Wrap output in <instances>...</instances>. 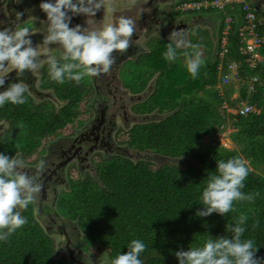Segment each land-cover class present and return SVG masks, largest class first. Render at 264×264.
Here are the masks:
<instances>
[{
	"label": "trees",
	"instance_id": "trees-1",
	"mask_svg": "<svg viewBox=\"0 0 264 264\" xmlns=\"http://www.w3.org/2000/svg\"><path fill=\"white\" fill-rule=\"evenodd\" d=\"M214 12L224 21L223 14ZM219 40L220 37L215 44L209 40L207 54L202 52L205 63L195 79L186 65L164 58L169 41L157 40L155 48L140 57L145 66L144 81L141 85L133 84V92L142 90L146 81L160 71L153 102L145 104L142 113L155 110L170 114L159 121L137 124L129 131L126 143L148 154L190 160L184 166L166 161L154 167L142 158L135 162L118 156L100 162L98 181L89 176L73 179L70 192L58 200V210L76 223L87 251L104 253L111 261L126 253L133 239H139L146 245L140 255L143 264H179L177 251L202 246L209 235L231 238L226 225L234 224L244 213L248 220L242 238L252 239L259 247L256 256L264 259V90L259 84L250 95L259 113L232 115L224 111L223 95L216 88ZM230 40L231 54L239 59L238 37L232 33ZM191 41L204 46L195 36ZM260 52L264 56V46ZM242 70L243 76H264V64L256 69L244 64ZM142 75H138V81L143 79ZM64 84V97L70 102L60 112H55L49 102L35 103L27 95L23 105L8 103L5 108L0 107V119L6 117L10 122L0 135V153L12 157L20 149L28 157L33 156L46 138L76 123L82 113L85 90L74 81L66 80ZM200 90L208 95L199 96ZM243 95L247 97V89ZM232 117L238 128L239 147L230 150L221 144L219 133L232 122ZM233 157L249 162L250 171L242 191L259 192L260 196L254 203L235 202L236 211L224 216H197L203 209L200 197L207 178L216 173V161ZM34 207L30 204L27 210L18 209L28 222L6 242L0 241V264H67L64 258L56 257L54 240L39 223L38 209ZM255 221H259V226L254 228Z\"/></svg>",
	"mask_w": 264,
	"mask_h": 264
},
{
	"label": "clouds",
	"instance_id": "clouds-1",
	"mask_svg": "<svg viewBox=\"0 0 264 264\" xmlns=\"http://www.w3.org/2000/svg\"><path fill=\"white\" fill-rule=\"evenodd\" d=\"M136 2L132 0L133 4ZM39 7L47 17L42 43L33 46L30 37L36 32L20 23L22 12L15 13L14 27L0 30V86L5 84L7 75L12 71L19 79L24 77L26 70L35 73L44 63L48 65L51 80L59 84H64L66 80L79 84L85 78L107 74L116 63L113 53H126L136 32V21L124 15L118 16L114 23L88 26L94 23L93 18L101 9L104 12L113 11L111 0H54L43 2ZM142 12L141 9L140 15ZM81 14L88 17L87 27L79 24L70 27L72 17ZM168 40L171 42L167 44L164 58L170 62L177 59L178 49H191L190 53L184 52L183 55L187 71L195 79L205 63L201 46L188 40L183 29L173 30ZM50 45L62 48L59 58L51 55ZM28 92L29 86L23 79L10 83L6 90L0 92V107L6 103L25 104ZM216 163V173L208 176L200 197L203 209L196 213L199 217H208L212 213L224 216L236 211L235 202L254 203L260 196L259 192L246 194L242 191L250 171L242 157L227 161L221 159ZM46 167V161L41 159L35 166V172L30 174L25 171L26 163L22 158L0 153V241L6 242L27 224V218L18 209L27 210L30 204L35 203L37 194L43 188L41 178ZM247 220L248 216L240 213L234 224L226 225L231 238L209 235L202 246L177 251L175 256L179 264H264V259L256 256L259 247L254 241L242 238ZM258 226L259 221H255L253 227ZM127 248L126 253L117 255L110 264H143L140 255L146 250L145 243L133 239Z\"/></svg>",
	"mask_w": 264,
	"mask_h": 264
},
{
	"label": "rangeland",
	"instance_id": "rangeland-1",
	"mask_svg": "<svg viewBox=\"0 0 264 264\" xmlns=\"http://www.w3.org/2000/svg\"><path fill=\"white\" fill-rule=\"evenodd\" d=\"M114 0H111V6L114 5ZM124 1V0H120ZM140 0H137V2ZM185 0H179L175 7L179 9L181 3ZM132 2V0H131ZM136 2V3H137ZM116 3V2H115ZM169 5L165 6L166 12L169 13L168 17L166 18V21L161 25V20L159 15L157 16L158 22L148 20L146 18H143L141 21H136V30L138 33V40L136 41V38H132V44L138 45V49L134 55L128 59L129 61L126 62V67L123 66L124 69H122L121 76H117V78L113 79L112 73H107L106 76L108 79H111V83H103L100 85V89L103 92V95L107 97L109 95V90L114 91L117 101L116 104L113 105L111 113H116L120 117V119H117L116 129L114 131L112 141L113 145L111 149L107 148H100L96 151H93L91 154H89V157L87 158V161L79 162V161H72L70 164L63 166L61 175L66 178L65 182H57L53 181L50 185L49 190L47 191L48 195L45 199L46 201L43 202L41 200V192L37 194L36 201L33 204L35 209L40 208L41 201L43 202V206L48 207L50 210L51 216H56V214L59 215V220L56 223L65 225L67 227V232L69 235V239H67L62 233H60V230L57 225L52 223L50 219V215H48L46 212L38 211L36 216L38 217L39 223L42 225V227L46 230L47 234L51 236V238L54 240V243L57 247V258H64L66 260L67 264H74V261L71 260V258L74 260L76 259V263L78 264H110V259L108 256L104 253H95L92 250L87 251L83 246V239L82 235L79 229H77L76 223L72 222L70 219H68L65 215L60 213L58 210V200L60 197L66 195L71 190V180L78 179V178H84V177H91L93 180H99L100 178V169L99 164L103 159H111L114 157H122L126 159H130L132 161L139 160L140 158L145 159L151 163L154 167H159L166 161H172V162H180L182 166L188 163L190 160L189 157L179 158V159H171L168 157L155 155V154H148L146 152L137 151L132 149L128 143H126V140L128 139V133L129 131L135 127L139 123H147L150 121H159L169 114H163L159 113L154 110V112L143 115L139 112H142L143 106L147 103H152L153 101V93L156 91V80L158 78L157 73L153 74L152 79L149 81V83L145 86L143 91H141L139 96L132 97V93L129 92V89L126 87L131 86L135 83L140 84L141 81H144V76L142 75V72L145 69V66L143 65L142 60H138L137 63H134V61L139 57L140 55H144L150 51V49L155 48L157 40H165L169 41L168 37L172 30H169L168 27L178 25L181 26L184 23H182V20L184 18L192 19L193 15L201 16L197 19H194L192 22H190L187 26L178 28V30L183 29L187 33V39L191 41L192 37L195 36L196 38L200 39V42H204V46H201L200 48L203 53L207 54V51L209 50V42L212 40L214 44L216 43V40L219 36V15H216L215 12H205V13H179L174 11L171 7H168ZM141 7L134 10L135 12L132 14H135L136 19L138 20L140 18V11ZM101 19L104 20L106 13L103 12L104 10L101 9ZM120 11H123V7H120ZM132 11V10H131ZM142 13L146 11V13H150L148 10L142 9ZM112 12H108L110 15H112ZM133 12V11H132ZM82 18L85 20L88 19V17L82 15ZM163 16V14H162ZM94 19V18H93ZM99 23H101L99 21ZM27 26L30 28L32 27L31 23H26ZM152 27H151V26ZM140 26V27H139ZM164 29V30H163ZM194 33V34H193ZM151 40V41H150ZM210 40V41H209ZM148 43L147 46V42ZM171 42V41H169ZM193 43V41H191ZM215 48V45H214ZM188 49H178L180 51L177 55V59L174 62H178L182 65H186V57L183 55L184 52H186ZM122 65V63L120 64ZM242 66H240L241 69ZM120 67H116L114 74L117 75L119 72ZM127 70V71H126ZM142 75L143 79L138 81V75ZM119 75V74H118ZM222 76V73H218V78ZM90 78L83 79L79 84L83 86V90H87L90 83ZM240 79V81H239ZM246 78H244L242 75L237 76L236 78L232 79L230 83L227 84H220L219 83L216 86L217 89L220 90V93L223 95V107L225 112H229L232 115H236V111L244 106V104H248L247 99L244 98L243 91L245 89L248 90V86L245 82ZM126 85V86H125ZM262 85V84H261ZM116 88H118V91H116ZM262 88L264 90V85H262ZM1 92V91H0ZM248 92V91H247ZM249 94H251L249 92ZM199 96L206 97L208 93H205L204 91L200 90L198 93ZM34 98H37V96H34ZM109 100L112 102V95L109 96ZM92 99L86 98L85 102L88 101V104L90 103ZM145 100V101H144ZM142 101V102H141ZM144 101V102H143ZM234 101H237L236 103ZM234 103V105H233ZM126 107L127 112V118L125 119V114H123L122 106ZM138 113H136L135 111ZM81 116L79 118H83L84 122L79 123V127L83 129L86 125V121H89L94 116V109L88 108L86 105L83 104L81 106ZM168 113V112H167ZM235 118L232 117V122H229L225 125V128L221 133H219V139L221 144L224 148L227 149H237L239 147L238 144V137H237V126L234 124ZM68 127V126H67ZM66 127V128H67ZM73 127V129H72ZM71 126L70 128H64L59 131L58 135L51 136L45 139H50L49 142L46 143L44 148L38 150L34 156L30 157L29 159H26V156L22 153L17 154L16 156L19 158H22L26 163V168L30 169L31 174L35 172V166L36 164L41 160H45L46 164L52 163V161L58 162L62 157L60 155V146L65 144V146L69 145L70 140H68V137H63L62 139L58 138L59 135H69L71 131H74L75 133L77 131V126ZM139 152V155L137 154ZM249 162L247 161V164ZM82 166V168H81ZM84 166V167H83ZM73 168H75V171H73ZM52 223V224H51ZM53 227L51 228V226ZM70 244V250H72V253L70 250H67L66 245Z\"/></svg>",
	"mask_w": 264,
	"mask_h": 264
},
{
	"label": "flooded vegetation",
	"instance_id": "flooded-vegetation-1",
	"mask_svg": "<svg viewBox=\"0 0 264 264\" xmlns=\"http://www.w3.org/2000/svg\"><path fill=\"white\" fill-rule=\"evenodd\" d=\"M178 1L179 0H140L136 4H133L131 0H124V1L114 0L113 1L114 5H112V9H113L112 15H110L107 12L104 20H102L101 11H98L96 16L94 17V23L89 24L88 26L99 27L103 23H107V22L114 23L116 18L121 15L128 16L134 19L135 21H141L143 18H146L151 21L156 20L157 22H158L157 16L159 15L161 20L160 23L162 25L166 21V18L169 15V13L166 12L165 6L169 5L168 6L169 8L171 7L174 11L179 12L178 10H175L176 9L175 5ZM253 1L260 7V10L264 13V0H253ZM43 2H54V0H0V22H2L0 23V30H3L4 27H14V22L16 20L15 13L22 12L23 16L21 17L20 23L22 25H26V23H31L32 31L36 32L30 37L31 40L33 41V46L42 43L43 35H44L43 32L45 31V27H46L45 23L47 20L46 13H44L39 7V5ZM120 7H123V11H120ZM139 7H141L142 9L144 8V10H148L150 13H146V11L144 13H141L140 18L137 20L135 14L132 13L135 12L134 11L135 9L137 11V8ZM69 15H71V13H69ZM198 17L201 16L193 15L192 19L184 18V20H182V23H184L183 25L181 26L174 25L168 27V29L172 31L178 30V28H181L182 26L183 27L187 26L190 22H192L194 19H197ZM99 21L101 23H99ZM86 22L87 19L85 20V17L83 19L81 15H77L72 17L69 26L75 27L76 25L79 24L82 27H87ZM137 30L132 37V38H136V41L138 40V36H139ZM150 41L147 42V46ZM50 47H51V55L59 58L62 52V48L59 45H50ZM137 49H138V45L131 44L126 53L124 54H120L118 52L113 53V56L116 59V63L112 66L109 72V73L113 72L112 75L113 79L117 78V76H121L122 69L126 67L125 66L126 62L129 61L128 59H130V57L136 53ZM141 56L142 55L137 57L134 63H137ZM121 63L122 65H120ZM123 66L125 67L123 68ZM116 67H120L119 69L120 73H117V75L114 74ZM156 73L157 76H159L160 71ZM152 76L146 81L142 90H140L139 92H133L131 86L125 85L129 89V92L133 94L131 96L132 97L139 96L138 94H140L141 91H143L145 86L152 79ZM19 79H23L24 82L27 83V85L29 86V92L26 93L25 95H27L28 98L32 99L35 103L49 102L54 107L55 112H60L61 108L65 107L70 102V100L67 99V97H64L65 93L63 92V90H65L67 86L65 84H59L51 80V78L48 75V65L46 63L42 64V66L35 73H31L26 70L24 77H21ZM19 79L16 78L15 71H12L7 75L5 79V84L3 86H0V91L2 92L6 90V88L10 83L19 82ZM158 79L159 77L156 80V84L158 82ZM107 82L108 84H110L111 79H108L106 74H102L99 77L90 78V83L89 86L87 85L88 89L85 90V93L83 94L85 95L83 99L91 98L92 100L90 101L89 104L88 101L85 102V99L84 101L83 100L82 101L83 104L86 105V107L94 109V116L89 121H86L87 123L83 129L79 127V123H83L84 119L77 118L75 121L76 123L73 124V126L75 127L77 126V131L75 133H73L74 131H71L69 135L58 136V138L60 139H62L63 137H68L70 143L67 146H65V144L60 146V150H61L60 155L62 158L58 160V162L52 161V163L47 164L46 170L41 178V182L43 184V188L41 191V200L43 202L46 201L45 199L47 198L48 195L47 191L49 190L50 185L53 181H57V182L66 181V178H64L61 175L63 166L70 164L74 160L79 162H84L85 160L87 161L89 154H91L93 151H96L100 148L111 149L112 145L114 144L112 141V137L116 129L117 119H120L118 118L120 116L114 112L111 113V115L109 114L113 105L116 104L117 97L114 91L112 93L111 90L108 91L109 95L107 97L103 95V92L100 89V85ZM116 91H118V88H116ZM110 95H112V102L109 100ZM34 96H37V98H34ZM7 104L8 103H6L3 106V108H5ZM122 109H123V114H125L124 116L125 119H128L126 107L124 106V104L122 106ZM135 112L138 113L137 111ZM139 113L143 115H147L146 113H142V112ZM8 120L9 119L6 117L0 119V135H2L9 128L10 122ZM49 140L50 139H47L38 150L41 149L42 151V149L44 148L46 143L49 142ZM41 151L38 152L41 153ZM19 153L24 154L23 151L19 149L14 153L13 156H16ZM24 155L26 156V159L32 157V156L28 157V154H24ZM29 170L30 169H27L25 171L29 172ZM73 171H75V168H73ZM29 173L31 174V171ZM42 201L40 203V208H37L38 210L37 209L35 210L44 213L46 212L48 215H50V219L52 223L57 225L56 223L60 218L59 215L56 214V216H51L52 214L50 213V210L48 209V207L43 206ZM57 226L60 230V233H62L67 239H69L67 227L62 224H58ZM52 227L53 225L51 226V228ZM66 248L67 250H70V244L69 245L67 244ZM71 260L73 259L71 258ZM78 264H83V263L79 262Z\"/></svg>",
	"mask_w": 264,
	"mask_h": 264
},
{
	"label": "built area",
	"instance_id": "built-area-1",
	"mask_svg": "<svg viewBox=\"0 0 264 264\" xmlns=\"http://www.w3.org/2000/svg\"><path fill=\"white\" fill-rule=\"evenodd\" d=\"M179 10L194 13L217 11L223 14L224 21L220 17L219 30H222L216 51L219 61L218 71L222 73L219 78L220 84L230 83L232 79L241 76L244 64L252 69L264 64V56L260 52L264 46V13L252 0H185L181 3ZM232 33L239 40V59L231 54ZM240 66H242L241 69ZM243 77L246 78L245 82L248 86L245 99L249 101H247L248 104L239 108L236 114L259 113L258 106L251 103L250 95L256 92L259 84L264 85V76L254 74ZM245 109L248 111L245 112Z\"/></svg>",
	"mask_w": 264,
	"mask_h": 264
},
{
	"label": "water",
	"instance_id": "water-1",
	"mask_svg": "<svg viewBox=\"0 0 264 264\" xmlns=\"http://www.w3.org/2000/svg\"><path fill=\"white\" fill-rule=\"evenodd\" d=\"M72 251V250H71ZM74 262H77L76 259H74Z\"/></svg>",
	"mask_w": 264,
	"mask_h": 264
},
{
	"label": "bare ground",
	"instance_id": "bare-ground-1",
	"mask_svg": "<svg viewBox=\"0 0 264 264\" xmlns=\"http://www.w3.org/2000/svg\"><path fill=\"white\" fill-rule=\"evenodd\" d=\"M218 46V45H217Z\"/></svg>",
	"mask_w": 264,
	"mask_h": 264
}]
</instances>
